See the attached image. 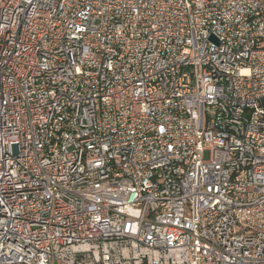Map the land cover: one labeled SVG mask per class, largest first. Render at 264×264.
<instances>
[{
    "label": "built area",
    "instance_id": "2783aa9c",
    "mask_svg": "<svg viewBox=\"0 0 264 264\" xmlns=\"http://www.w3.org/2000/svg\"><path fill=\"white\" fill-rule=\"evenodd\" d=\"M0 264H264V0H0Z\"/></svg>",
    "mask_w": 264,
    "mask_h": 264
},
{
    "label": "water",
    "instance_id": "95a60500",
    "mask_svg": "<svg viewBox=\"0 0 264 264\" xmlns=\"http://www.w3.org/2000/svg\"><path fill=\"white\" fill-rule=\"evenodd\" d=\"M217 43V42H216Z\"/></svg>",
    "mask_w": 264,
    "mask_h": 264
}]
</instances>
